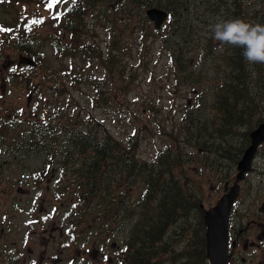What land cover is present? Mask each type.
I'll list each match as a JSON object with an SVG mask.
<instances>
[{"label":"flooded vegetation","instance_id":"obj_1","mask_svg":"<svg viewBox=\"0 0 264 264\" xmlns=\"http://www.w3.org/2000/svg\"><path fill=\"white\" fill-rule=\"evenodd\" d=\"M260 149L264 152V141ZM86 153L91 154L57 138L46 150L21 152V167L3 160L0 264H127L140 228L139 191L127 192L122 169L117 175L110 166V152L103 151L100 161L85 160ZM96 166L99 173L93 176ZM249 178L255 190L245 219L252 228L228 235L226 264H264V162L251 168ZM237 224L230 216L229 233ZM205 232L188 205L171 221L167 258L156 257V264H209Z\"/></svg>","mask_w":264,"mask_h":264},{"label":"trees","instance_id":"obj_2","mask_svg":"<svg viewBox=\"0 0 264 264\" xmlns=\"http://www.w3.org/2000/svg\"><path fill=\"white\" fill-rule=\"evenodd\" d=\"M94 1L89 0V3L93 4ZM160 1L170 2V0ZM195 2L197 3L198 0H195ZM48 5L49 3L46 0H14L9 5L8 10H6L8 15H0V144L8 123L10 127L17 128L20 139L25 134L26 137H29L28 139H31L36 135L43 134L45 128L52 129L50 139L53 142L57 138H61L63 142L69 143L74 150L91 151L92 154L88 155L86 153L85 160L93 157L96 161H100L104 157L103 151L117 153L118 155L111 156V159L121 160V167L127 170V181L129 184L136 185L139 189L140 216L136 224L140 228L135 231L136 239L132 238L134 242L132 246L133 250L128 255L127 262L128 264H152V260L157 254L167 251L169 230L167 226L171 223L169 220L172 219L173 215H177V213L181 215L180 210L184 208L178 207L182 205L183 200L180 194L175 193L178 190L171 192L170 188L167 187L168 180H166L165 173H169L170 166L174 160L170 156V153L157 150L149 161L141 157L134 158L133 160V155L131 154H120L124 148L110 134V137L104 134L102 139H98L95 132L91 129L80 130L69 125L68 120L71 118L77 119V117L68 113H42L51 123H38L31 120V124L25 126L24 121L34 117L30 116L28 112H20L13 107L10 101L5 100L9 96V91L13 86L19 87L25 79L29 80L32 78L27 73L23 74V79L18 78L24 68L16 64L4 69L1 66V62L5 58V53L11 52L13 57H15L19 52H23L32 56L39 65L46 62L45 55L38 50V46L40 41H43L47 37L45 29L51 27L52 21H54L53 25H55L49 40L52 51L59 57H73L77 55L81 58L78 46L72 45L70 41L60 42V36L65 31L68 34V39L76 36L77 32L86 23V21H83V17L86 16L85 8L78 0H70L57 8L53 6L49 7ZM32 6L36 7L35 10L32 9ZM87 6L89 7V5ZM218 10L219 1L213 0L212 13L207 18L210 24L219 20L217 17ZM224 11V19H227L229 12L227 10ZM233 15L234 18L244 19L242 14H240L241 16L238 13H234ZM203 18H205L204 12L192 9L187 17V21L197 24ZM33 21H40V23L33 24ZM196 33L200 35L194 26L190 25L187 27L186 36L192 35V38L190 40L185 38V44L178 47L177 55H175L180 59L177 64V70L181 73L183 79H187L188 74L184 73L185 69L182 61L185 58L198 56L200 53L213 48L210 37L201 40L200 36H195ZM241 50L239 47H233L232 51L237 56H233L232 58L225 57V60L227 65L232 69V76L236 79L235 85L229 88V94L232 97L231 102L247 103L249 101L248 93L251 86L248 83V73L243 69L244 64L240 63ZM45 67L48 70L43 71L42 74L47 73L52 75L50 70L54 68L53 64L47 63ZM66 70L68 72L67 78H72V74L69 73L70 67H67ZM42 74L39 75L41 79L44 78ZM74 77L79 79L80 71ZM224 101L227 102L226 98H224ZM48 104L50 103L42 100L33 102L36 111L40 113L42 106ZM61 108L63 107L61 106ZM36 111H34V115L37 113ZM130 148L136 149V145L131 143L130 147L126 150L129 151ZM135 160L143 163V165H140ZM98 173V167L96 166L91 174L96 176ZM85 176L88 177V173ZM171 200H173V203L170 205Z\"/></svg>","mask_w":264,"mask_h":264},{"label":"rangeland","instance_id":"obj_3","mask_svg":"<svg viewBox=\"0 0 264 264\" xmlns=\"http://www.w3.org/2000/svg\"><path fill=\"white\" fill-rule=\"evenodd\" d=\"M9 1L10 0H0V11ZM46 1L49 4L51 2V0ZM65 1L66 0H57V3L54 4L53 7L57 8L58 6H62ZM112 6L113 5L110 4L108 5V8H112ZM35 8V6H32V9L35 10ZM115 15V12L111 15H103V23H108L107 18H109V21L115 19ZM94 20L95 18L91 21V26L96 27V33H98L101 27H99ZM112 28L113 29L108 30L106 34H103V36L113 38V34L117 31V28ZM128 33L129 36L125 37V39L130 43L131 39H135L134 36L136 33H134V31H129ZM103 36L96 37L103 39ZM114 39L115 42H113V39L110 40V47L112 49L118 47L117 52L123 53L122 58L119 61L124 59V68L122 65L118 64L119 61L117 60L111 63L105 61L103 64V70L98 68V65H94L93 67H95V70L92 72L94 76L101 78L100 81L105 82V85L99 83V88H106L108 91L110 89L115 91L117 86L125 84L123 85L122 91L119 94H115L114 101L107 99L103 102L102 98L98 99L91 86V81L81 80L73 86L70 83L68 88L70 89L71 97L67 101L66 109L64 111H61L60 109L53 110L55 108L51 106H48L47 110V106L44 105L42 106L41 113L47 114L49 112H58L64 114L67 111L70 113H77L81 116L88 113L93 115L97 121L102 123V125L106 126L115 138L125 139L129 133L134 134L136 128H140L139 133L141 135H146L149 132L146 125L136 124L132 120L133 116L131 113H138V111H140L152 126H155L156 121L160 120V125L169 128L171 131L174 130L177 133L180 130L181 125L179 121V117L182 114L181 110L186 101L191 104V98L189 95H183L182 92L170 91L168 79L166 78L167 58L165 54L161 52L159 44L151 41L149 52L144 53L142 49L138 54L135 51H131V54L128 55V50L121 47V40L119 37ZM40 48L44 51L46 56L54 60L56 63H59V61L53 57L49 41H46L40 46ZM103 48H105V46ZM12 60L13 57H8L6 64L9 65L13 63ZM65 62L68 63L66 60ZM18 63H22L20 57ZM73 65H81V63L79 60L75 59ZM114 69H119V76H116L113 72ZM82 73L89 74V71L83 68ZM123 76L128 79L121 80V77ZM107 77L108 79H106ZM173 81H177L175 76L173 77ZM180 81L181 83H184V81H190V78L180 79ZM100 95L102 97L104 94L101 93ZM26 100L29 101L30 99L27 98ZM148 108H151V110ZM174 120L176 123L174 127L171 128V124ZM164 138L171 139L169 135ZM164 143L165 140L163 139L162 134H160L159 140L157 139V145L161 148ZM155 146L156 144H150L148 141L142 142L144 153L151 152ZM242 187L244 192L249 189V195L254 196L253 192L255 188L252 182H246ZM240 214V212L236 214L237 219ZM248 219L247 216L244 224L234 227L231 232L237 236L243 233H249L252 225L251 222H248Z\"/></svg>","mask_w":264,"mask_h":264},{"label":"clouds","instance_id":"obj_4","mask_svg":"<svg viewBox=\"0 0 264 264\" xmlns=\"http://www.w3.org/2000/svg\"><path fill=\"white\" fill-rule=\"evenodd\" d=\"M218 51L224 45L242 49V57L249 64H264V24H252L241 18L218 20L209 25ZM199 62L194 67H198Z\"/></svg>","mask_w":264,"mask_h":264},{"label":"water","instance_id":"obj_5","mask_svg":"<svg viewBox=\"0 0 264 264\" xmlns=\"http://www.w3.org/2000/svg\"><path fill=\"white\" fill-rule=\"evenodd\" d=\"M24 62L30 65L33 64V62L29 58H25ZM263 129L264 127L261 129L259 134L253 137L251 146L249 147V149L246 150V153H245L246 156L243 158L240 164L243 170L247 169L248 160L249 158L253 156L256 150V147L261 141V138L263 135ZM227 214H228V211L223 210L220 213H218L216 216H213L209 219H205L207 226H208V230H207V251L208 253L207 255L210 258L209 260L211 264H220V263L225 264V254H226V245H227V234H226ZM221 219L223 221L220 222Z\"/></svg>","mask_w":264,"mask_h":264},{"label":"snow or ice","instance_id":"obj_6","mask_svg":"<svg viewBox=\"0 0 264 264\" xmlns=\"http://www.w3.org/2000/svg\"><path fill=\"white\" fill-rule=\"evenodd\" d=\"M57 3V0H51L50 4L48 5L49 7H52L54 4ZM33 24H37V23H40V21H33L32 22Z\"/></svg>","mask_w":264,"mask_h":264},{"label":"bare ground","instance_id":"obj_7","mask_svg":"<svg viewBox=\"0 0 264 264\" xmlns=\"http://www.w3.org/2000/svg\"><path fill=\"white\" fill-rule=\"evenodd\" d=\"M241 16V15H240ZM107 155V154H106ZM109 158V157H108ZM115 158V157H114Z\"/></svg>","mask_w":264,"mask_h":264}]
</instances>
